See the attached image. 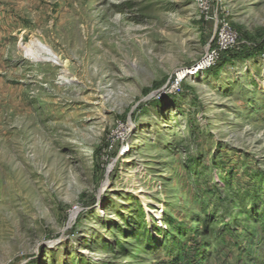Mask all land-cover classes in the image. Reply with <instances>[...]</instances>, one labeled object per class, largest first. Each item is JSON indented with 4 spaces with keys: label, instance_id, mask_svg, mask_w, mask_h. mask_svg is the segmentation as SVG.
<instances>
[{
    "label": "rangeland",
    "instance_id": "rangeland-1",
    "mask_svg": "<svg viewBox=\"0 0 264 264\" xmlns=\"http://www.w3.org/2000/svg\"><path fill=\"white\" fill-rule=\"evenodd\" d=\"M0 264H264V0H0Z\"/></svg>",
    "mask_w": 264,
    "mask_h": 264
},
{
    "label": "built area",
    "instance_id": "built-area-1",
    "mask_svg": "<svg viewBox=\"0 0 264 264\" xmlns=\"http://www.w3.org/2000/svg\"><path fill=\"white\" fill-rule=\"evenodd\" d=\"M215 31L211 38V44L207 47L202 60L196 65L189 74L195 73L197 69L208 68L215 64L221 55L234 49L239 43L237 32L232 29L225 17H215ZM182 79V74L177 75L171 83V88L176 89Z\"/></svg>",
    "mask_w": 264,
    "mask_h": 264
},
{
    "label": "bare ground",
    "instance_id": "bare-ground-1",
    "mask_svg": "<svg viewBox=\"0 0 264 264\" xmlns=\"http://www.w3.org/2000/svg\"><path fill=\"white\" fill-rule=\"evenodd\" d=\"M24 51H26L27 52V49L24 47V49H23Z\"/></svg>",
    "mask_w": 264,
    "mask_h": 264
},
{
    "label": "water",
    "instance_id": "water-1",
    "mask_svg": "<svg viewBox=\"0 0 264 264\" xmlns=\"http://www.w3.org/2000/svg\"><path fill=\"white\" fill-rule=\"evenodd\" d=\"M210 43H211V41H210ZM210 43H209V45H210ZM209 45H208V47H209Z\"/></svg>",
    "mask_w": 264,
    "mask_h": 264
}]
</instances>
